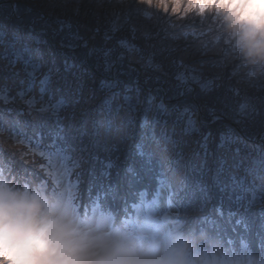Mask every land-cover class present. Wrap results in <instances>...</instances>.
<instances>
[{
	"label": "rangeland",
	"instance_id": "374dc122",
	"mask_svg": "<svg viewBox=\"0 0 264 264\" xmlns=\"http://www.w3.org/2000/svg\"><path fill=\"white\" fill-rule=\"evenodd\" d=\"M129 15L131 19L125 23ZM117 19L119 30H114ZM121 41H127L128 46H123ZM201 60L206 62L203 79L218 77L209 89H202L193 81L192 67H187L188 63H199L194 66L199 68ZM14 61H19L17 68L28 62L39 64L43 72L50 73L49 92L66 101L58 114L29 110L19 100V81L27 77L11 75L9 65ZM249 64L219 20L211 15L177 20L171 14L141 5L139 0H0V80H6L1 83H6L10 90L8 102L0 103V126L5 129L0 132V167H6L13 150L21 149L18 144L13 145L16 137L8 136L13 129L23 136L38 135L44 144L58 134L63 147L71 144L68 150L72 146L73 159H81L78 170L82 174L83 169L88 170L90 154L82 153L83 147L76 146L73 135L76 132L84 143L94 146L96 155L110 156L107 159L118 168L107 170L113 178L103 176L96 180L113 186L125 178L135 182L137 177L130 174L136 172L137 176L155 173L159 186L155 202L150 204L149 218L155 227L144 223L135 228L139 231H132L130 226L125 234L115 233L109 229L111 218L105 216L99 221L93 216L80 227L94 235L123 239L145 264H160V258L176 254L171 231L177 212L193 221L200 219L206 225L214 223V219L208 221L209 215L222 216L217 211L220 207L222 213L232 211L251 223H255L257 213H264V192H258L254 200L243 198L233 203L229 189L226 196L223 186L216 182L221 178L215 175L222 151L218 148L223 134L220 130L227 128L228 122L233 126L225 133L232 141L230 155L239 149L240 156H254L264 149L262 140L254 142L255 145L250 141L252 133L264 139V104L257 99L264 97V92L258 95V84L240 76ZM229 70L234 73L229 75ZM92 72H100L107 78L114 76V80L107 83ZM230 87L239 88L240 94L235 95ZM193 98L198 108L191 101ZM37 100V107L48 103V97L41 101L38 93ZM241 104L247 105L243 111ZM106 106L113 109L115 123L111 132H106L101 124ZM174 112H180L186 122L191 119L197 130L194 132L211 133L207 156L202 147L205 140L196 143L183 134L180 118L170 116ZM165 121L168 130L175 128L176 134L175 143H170L169 151L164 154L162 168L160 154L141 155L138 145L146 142L154 131L159 134ZM235 127L238 130L234 131ZM49 162L45 157L37 166L25 158L20 170L0 169V174L9 185L16 182L15 176L21 172L35 176L38 167L43 165L45 170ZM51 165L57 184L54 197L70 209L74 184L66 183L59 161H52ZM99 165L98 161L91 163L93 169ZM162 171L171 179V188L160 185ZM202 185L207 186V199ZM170 191L177 193L171 207ZM147 216L148 211L144 220ZM258 226L264 231V220ZM141 233H148V237ZM244 263L243 255L239 264Z\"/></svg>",
	"mask_w": 264,
	"mask_h": 264
},
{
	"label": "clouds",
	"instance_id": "9594fccd",
	"mask_svg": "<svg viewBox=\"0 0 264 264\" xmlns=\"http://www.w3.org/2000/svg\"><path fill=\"white\" fill-rule=\"evenodd\" d=\"M145 7L175 19L219 20L243 58L264 65V0H152ZM183 254L160 264H185ZM0 264H145L116 237L81 229L66 205L40 185L13 188L0 180Z\"/></svg>",
	"mask_w": 264,
	"mask_h": 264
},
{
	"label": "trees",
	"instance_id": "16d2710c",
	"mask_svg": "<svg viewBox=\"0 0 264 264\" xmlns=\"http://www.w3.org/2000/svg\"><path fill=\"white\" fill-rule=\"evenodd\" d=\"M13 15L14 13H12L10 17L13 18L14 17ZM76 52H79V50H76ZM86 55H87V51H86ZM181 65H182L181 67H183V64ZM195 65H199V63H188L187 67L188 66L194 67ZM185 71H186L185 74H187L188 73L187 69ZM227 72L229 73V75H232V73H234V70L231 71L229 70ZM92 73H94L101 79L105 80L107 83H110V81L114 80L113 79L114 76H110V78H107V77H103V75H101L100 72H92ZM240 76L243 78L247 77V79H251V82L257 83L258 84L257 88L258 90H260L261 89L260 85L264 84V66L253 65L250 63L249 67H247ZM5 81L6 80H0V95L4 94L5 91H7V93L10 92V90L6 88V83L5 84L1 83ZM261 93L262 92L260 91L258 95H260ZM19 100H21L20 97ZM191 101L197 106V108L199 107L196 99L193 98ZM0 103L2 104L6 102L0 100ZM175 115H177V117H179L180 120L182 121L181 128L183 134H185L187 137L192 139L193 142L198 143L203 141L204 139L203 137L205 136V133H207L205 130H201L199 132L193 131L190 133H185L183 131V129L185 128L184 126L187 124L185 118L182 116L180 112H174L170 116L175 117ZM222 119H225V116L222 117ZM228 124L229 125H227L228 126L227 128L220 130L223 134L227 133L226 130L231 128L233 129L232 124L230 122H228ZM236 130H238V127L234 128V131ZM10 135L16 137V139H14L13 145L18 144L21 147V149L13 150L11 152V157H9L5 162L6 167L4 168L0 167V169L9 170V171H18L20 170V167L23 164L25 158L26 160L30 159V163H32V165L35 163L37 166H40L41 162L40 160H38L39 154L32 155L31 152L33 150L35 151V149H30L27 144V141L31 140L33 144H36L37 142L41 140L43 142L44 140L38 135H28V134L27 136L20 135V133H18L13 129H10L8 136ZM73 135L75 136V138L74 137L72 138H74L76 146L80 148L83 147L84 151L82 153L85 152L87 154L89 153L90 156H89V162L86 163V166H88L87 171H85L82 168L83 172L81 174L78 168H76V169H72L71 175L67 174V172L65 171V177L67 178V182L72 181L73 184L75 183L77 184V181H79L78 184H80L79 186L80 205L89 206L90 208L94 204L95 206L99 205L101 211L109 212L112 214L113 221L115 222V224L122 226L126 222L128 214L134 211L133 209L134 204L138 202V196L140 191H138L137 188L146 189L148 188L149 185L152 186L153 184H156V182L158 183L157 176L155 175V173H150V172H145L140 174V176H137V172H136L135 175L130 174L131 176L137 177L135 182L130 183L125 178L123 181L118 180L114 186L111 184H107L102 180L97 181L96 179L103 177L101 173H103L104 171L107 170L114 171L117 170L118 168L115 165H112L110 169H105L104 165L109 162L107 158L110 156H108L107 154L96 155L95 154L96 150L93 145L91 146V143L90 144L84 143L82 139L76 134V132H73ZM252 137L253 138L250 141L253 145H255L254 142L258 140H262L264 143V139L262 137H259L254 133H252ZM21 141H25V142L21 143ZM45 145L47 144L45 143ZM68 146L67 148L66 147L64 148L68 151L69 155H71L72 158H74L71 152L72 146L69 150H68ZM24 152L27 153L24 154ZM54 159L55 158L49 161L52 162ZM80 161L81 159H79V162ZM93 161H98L100 165L98 167L96 166L93 169L91 166V163ZM102 166L103 169L100 168ZM38 168H39L38 169L39 172H37L36 174L42 173L43 168L42 169L40 167ZM110 174L112 173H109V175L105 177H110L109 179H112L113 176H110ZM29 178L31 177L28 175L27 171H23L15 176L16 182L26 179L29 180ZM32 178H35V176L33 175ZM118 178L121 179V177ZM216 182L222 185L221 179H218ZM101 189H104L107 193L106 194L99 193L98 191H100ZM154 192L155 189H150L149 191L146 192L145 196L149 199L151 198ZM229 194L231 197L230 201H232L233 203H236L238 201L237 199H235L236 195H242V193H240L239 190H233L231 188H229ZM244 199L251 201L249 198H244ZM229 210H234V209L232 208ZM218 215H219L218 213L209 215L210 220L208 221L214 219V223L206 225L200 219H195L193 221L191 219L185 218L186 216L183 217L182 213L179 214L180 230L182 233L181 241H183V244L186 246L188 252L194 258H197V256L198 258L201 257L202 255L201 253L203 251L213 253L217 256L222 255L225 257L240 255L244 251H247L248 255H250L252 262L256 261L257 258L264 255V231H262L258 226V224L260 225L262 220H264V213L263 214L257 213L255 215V218L253 219L255 220V223L253 222L251 223L245 217H241V216L239 217L235 215L234 212L232 211H230L229 213L224 212L221 217Z\"/></svg>",
	"mask_w": 264,
	"mask_h": 264
},
{
	"label": "snow or ice",
	"instance_id": "6c2138e0",
	"mask_svg": "<svg viewBox=\"0 0 264 264\" xmlns=\"http://www.w3.org/2000/svg\"><path fill=\"white\" fill-rule=\"evenodd\" d=\"M140 3L146 4L151 6L152 0H139ZM146 18L150 19V16ZM131 19V16H128V19L125 20L127 23ZM114 30H119V19L114 21ZM135 27H133L132 31L135 32ZM123 46H128L127 41H121ZM209 67L211 66L210 62H207ZM17 64L19 61L12 62L9 67L12 68V76H20L23 74L27 77V80L19 81L20 90L17 92V96L20 97L21 100L24 101L27 108L29 110H38L41 113L52 112L53 114H58L59 111L65 107L66 101L64 97L57 98L54 93L49 92L48 85L51 80V75L49 72H43L41 70V65L39 64H29L28 62L23 63L22 65L17 68ZM206 64L205 61H200V67H192L191 68V79L197 83H199L202 89H209L215 84V79L218 77H214L212 79H203V71L204 65ZM199 72V75L197 74ZM230 91H233L235 95L240 94L239 88H232L230 87ZM259 91L264 92V88H261ZM37 93L39 99L41 101L44 98L48 97V103L40 104L37 107ZM264 104V97H257ZM0 100L4 102H8V95L7 91L4 94L0 95ZM54 101V102H53ZM247 107L246 104H241V110H245ZM9 111H11L9 109ZM113 109L111 106H106L105 108V116L103 121L101 122L102 126L104 127L106 132H111L115 120L112 118ZM20 113H18L19 115ZM193 121L189 119L187 121V126L183 129L185 133H190L193 131H197L193 127ZM117 131H119V126L117 125ZM5 129L0 126V132H3ZM176 134V129L173 128L171 131L168 130L167 122L164 123V128L157 134L155 131L148 137L147 141L138 145V150L141 155L147 154L151 157L154 154H160L161 156V166L163 168V159L164 154L169 151L168 145L170 143L174 144L175 140L173 137ZM211 136V133H208L204 136L205 143L202 145L205 151V156L208 155L207 149V140L208 137ZM61 138L56 136L50 140V142L45 145L43 144L42 140L33 144L31 140L27 141V144L30 149H35L33 154H39L40 157L43 159L47 157L49 160L55 158L59 163L63 166L62 171H66L67 174H72V169L79 168L80 164L79 161H76L69 155L68 151L60 144L58 141ZM25 141H21L24 143ZM231 143L229 137L225 134H221L220 142L218 144V148L221 149V154L217 158V166L215 170V175L218 178H221V183L223 186V191L227 196V190L229 188L233 190H239L242 195H236L235 199L240 200L243 198H249L250 200H254L255 196L258 192H264V149H261L256 155L248 154L246 156H240L239 149H236L235 153L231 150ZM44 167L43 165L41 166ZM112 167L111 161L104 165L105 169H110ZM169 171H174L169 169ZM102 176H107L108 172L104 171L101 173ZM71 183V182H70ZM79 181H77L78 185ZM159 183L162 187L168 186L171 188V179L169 178L166 172L161 173ZM76 186V185H72ZM202 191L205 193V198L207 199V186L202 185ZM99 193H107L104 189L98 191ZM141 197H144L146 194L141 193ZM157 194V199H158ZM177 195L175 191H170L169 193V207L172 206L173 203V196ZM155 202V201H154ZM218 212L222 213V207L217 209Z\"/></svg>",
	"mask_w": 264,
	"mask_h": 264
},
{
	"label": "bare ground",
	"instance_id": "6f19581e",
	"mask_svg": "<svg viewBox=\"0 0 264 264\" xmlns=\"http://www.w3.org/2000/svg\"><path fill=\"white\" fill-rule=\"evenodd\" d=\"M123 132H124V130H122L120 134H122ZM136 179H137V178H136Z\"/></svg>",
	"mask_w": 264,
	"mask_h": 264
}]
</instances>
